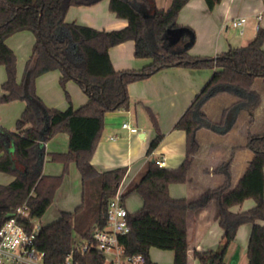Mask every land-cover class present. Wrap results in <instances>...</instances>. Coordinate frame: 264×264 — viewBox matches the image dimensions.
Here are the masks:
<instances>
[{
    "label": "trees",
    "instance_id": "obj_1",
    "mask_svg": "<svg viewBox=\"0 0 264 264\" xmlns=\"http://www.w3.org/2000/svg\"><path fill=\"white\" fill-rule=\"evenodd\" d=\"M102 0H0V66L6 70L0 104L14 101L26 103L25 110L14 131L0 125V172L11 175L10 184H0V225L5 218L26 203L31 217L41 219L52 205L57 190L75 163L81 175L82 200L72 213L64 212L54 222L43 226L36 248L44 253V264H64L77 241L90 239L95 227H104L110 199L116 194L127 169L116 168L99 172L92 164L104 132L105 114L127 110L131 105L127 86L151 77L163 68L216 69L204 89L175 124L186 132L187 154L182 165L169 169L149 161L138 183L124 194V200L136 193L141 208L128 216L129 234L125 237L128 253L144 254L149 264L150 250L158 248L174 254L173 264H190L188 214L197 213L213 200L217 201L216 220L223 230L216 249L194 251L200 264H225L230 245L238 230L250 224L248 264H264V134L249 135L245 147L253 152L248 168L234 188L227 183L208 189L195 200L174 198L169 186L189 181L194 155L199 152L196 133L201 128L224 126L230 110L245 107L254 113L260 96L254 83L264 78V29L259 27L256 37L246 46L233 47L214 58L194 57L186 49L169 47L165 35L177 26L180 11L190 0H172L167 9L155 7L154 0H110V9L118 18L128 21L120 30L105 31L66 22L73 6H91ZM222 0H205L210 11ZM30 31L36 41L27 60L23 80L17 79V56L8 47L12 35ZM189 35L183 36L187 41ZM135 42V57L152 59L141 70L116 71L112 65L110 48L125 41ZM60 71V85L75 81L89 98L75 109L49 108L36 89L38 77ZM224 92L240 100L227 109L224 120L212 122L204 112V105L212 97ZM70 102V95L66 92ZM71 103V102H70ZM153 123L158 130L157 122ZM58 133L69 138L67 153H46V144ZM158 132L148 154L160 144ZM52 162L63 163L62 175L43 172L46 156ZM256 205L246 211L232 208L246 200ZM73 264H104L95 250L86 255H74Z\"/></svg>",
    "mask_w": 264,
    "mask_h": 264
},
{
    "label": "crops",
    "instance_id": "obj_2",
    "mask_svg": "<svg viewBox=\"0 0 264 264\" xmlns=\"http://www.w3.org/2000/svg\"><path fill=\"white\" fill-rule=\"evenodd\" d=\"M154 1L158 9H167L172 3V0ZM206 4L205 0H190L184 6L178 15L177 26L166 32L165 39L169 47L186 49L194 57L214 58L233 47L248 45L256 37L258 28L264 29L263 0H222L212 11ZM260 11L263 16L259 21L257 16ZM240 17H246L247 22L240 28L233 29L231 20ZM66 22L107 32L120 30L128 25L127 20L118 18L111 11L110 0H102L91 6H73L67 13ZM230 31L237 36L229 34ZM178 34L181 36L178 37ZM185 35H189L187 41H183ZM238 36L241 40H237ZM35 41L36 37L30 31L18 32L7 39L8 47L18 59V82L23 80L25 66L32 55ZM135 51L133 40L110 48L109 55L114 69L141 70L152 63V59L136 58ZM215 70L167 67L147 79L129 84L127 91L132 99L131 105L127 110L105 114L104 132L92 159L93 166L99 172L125 167L127 171L121 183L123 193L138 183L149 161L163 159L165 168L180 167L186 159L187 135L185 131L175 129V124L204 89ZM60 77V71L56 70L38 77L36 81L37 93L46 106L59 110H66L70 104L75 109L83 106L89 98L82 88L73 80L63 88ZM6 78V70L0 66V97L4 94L2 84ZM253 87L261 97V103L254 113H250L245 107H236L228 112L224 126L219 125L215 129L201 128L197 131L200 148L193 157L189 181L171 184L169 192L172 197L195 200L208 189H216L226 183L231 189L237 185L253 158V152L245 147L249 135L264 134V78L256 79ZM66 92L71 97V103L65 96ZM239 100L234 94L224 92L209 99L203 109L212 122L221 123L227 109L232 108ZM25 107L26 103L23 101L0 104V125L8 130L12 129ZM152 118L156 120L158 130ZM124 123L136 131L123 128ZM158 132L162 134V140L148 154ZM46 146L47 154L67 153L68 135L58 133ZM46 159H49L48 155ZM63 171V163H44L45 175L59 176ZM13 179L15 178L11 175L0 172V184H10ZM81 181V175L73 162L48 209H54L53 222L64 212H74L81 204ZM255 205V201L249 199L242 205L233 207L232 211H246ZM216 214L215 200L201 211L188 214L190 264H200L193 257L194 251L216 249L221 242L224 234L215 219ZM259 223L264 225V221ZM251 227L250 224L240 227L235 241L228 248L225 264H248L247 249ZM150 260L156 264H173L174 254L169 250L158 252L152 248Z\"/></svg>",
    "mask_w": 264,
    "mask_h": 264
},
{
    "label": "built area",
    "instance_id": "obj_3",
    "mask_svg": "<svg viewBox=\"0 0 264 264\" xmlns=\"http://www.w3.org/2000/svg\"><path fill=\"white\" fill-rule=\"evenodd\" d=\"M264 1V0H263ZM263 12H259L257 19H262ZM246 17L231 20L233 29L240 28ZM123 128H131L124 123ZM154 162L164 167L163 159ZM122 184L116 194L110 199L104 227H95L90 239L77 241L64 264H73L74 255H86L95 250L104 258V264H149V259L144 254H130L127 251L125 237L129 234L130 227L123 198ZM30 207L24 203L17 207L15 212L8 215L0 225V264H44V253L36 248L38 234L43 229L38 219L31 217Z\"/></svg>",
    "mask_w": 264,
    "mask_h": 264
},
{
    "label": "rangeland",
    "instance_id": "obj_4",
    "mask_svg": "<svg viewBox=\"0 0 264 264\" xmlns=\"http://www.w3.org/2000/svg\"><path fill=\"white\" fill-rule=\"evenodd\" d=\"M229 34H234L236 35L233 31H230ZM237 36V35H236ZM237 40H241V38L238 36ZM25 71V70H24ZM66 96V95H65ZM260 103H261V97H260ZM264 112V111H263ZM17 123V122H16ZM16 128V124L14 125V127L12 129H10L11 131H14ZM46 161H48L49 163H54L55 162H52L51 160L49 159H46ZM127 205V209L129 210L130 213H134L137 212L141 206H142V202H141V199L139 198L138 195L136 194H131L127 197L126 199V204ZM54 210V209H53ZM53 210H48L47 213L41 218V219H38L37 222L41 223L42 226H46L50 223L53 222ZM55 221V220H54ZM154 251H158V252H163V250L161 249H158V248H153ZM164 251H167V250H164Z\"/></svg>",
    "mask_w": 264,
    "mask_h": 264
},
{
    "label": "water",
    "instance_id": "obj_5",
    "mask_svg": "<svg viewBox=\"0 0 264 264\" xmlns=\"http://www.w3.org/2000/svg\"><path fill=\"white\" fill-rule=\"evenodd\" d=\"M180 31H181V30H180ZM178 33H180V32H178ZM179 36H181V35H180V34H178V37H179ZM153 162H154V160H153Z\"/></svg>",
    "mask_w": 264,
    "mask_h": 264
}]
</instances>
